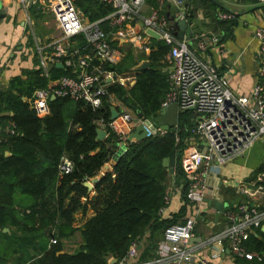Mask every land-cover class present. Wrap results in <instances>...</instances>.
Masks as SVG:
<instances>
[{
	"label": "trees",
	"instance_id": "1",
	"mask_svg": "<svg viewBox=\"0 0 264 264\" xmlns=\"http://www.w3.org/2000/svg\"><path fill=\"white\" fill-rule=\"evenodd\" d=\"M73 2L91 23L103 20L112 11L100 0ZM210 4L209 0H201L202 7L211 9ZM32 12L35 18L40 17L34 9ZM101 27L106 30L105 23ZM76 40L79 46L85 44L83 37ZM155 45L158 50L149 57L153 63L169 52L163 42ZM135 66L137 61L129 53L116 70L121 73ZM49 75L46 78L40 68L23 71L11 80L8 89H0V125L5 128L12 122L17 131V135L0 144V236L7 240V244L0 245V264H7L11 249V254L17 256V264H108L110 256L122 261L132 244L144 239L149 244L140 260L155 258L157 238L164 236L186 212L183 208L173 218L162 216L170 180L163 161L174 149L182 152V145L176 143V133L171 131L128 145L113 170L95 185V197L90 200L91 192L84 183L98 177L111 162L123 136L109 126L112 108L107 104L93 111L81 103L57 99L50 104L51 116L39 119L27 101L37 90L47 87L49 80L69 73L54 67ZM166 81L159 70L151 67L138 75L130 90L113 86L110 92L150 119L162 109L169 91ZM260 81L264 84V78ZM71 103L79 109L68 115ZM194 120V113H180L178 134L182 140L189 136ZM99 121L106 126L104 141L97 140L95 122ZM63 156L74 164L73 173L68 176L59 174ZM177 179L183 182V198L189 203L190 181L180 160L174 182L179 186L181 182ZM89 209L95 211V216L81 229L73 228L75 214ZM4 229H10L11 234H4ZM77 231L81 233L82 246L72 254L65 253V241ZM256 234L260 239L251 236L246 247L264 255V232L260 229ZM260 263L264 264V260Z\"/></svg>",
	"mask_w": 264,
	"mask_h": 264
},
{
	"label": "built area",
	"instance_id": "2",
	"mask_svg": "<svg viewBox=\"0 0 264 264\" xmlns=\"http://www.w3.org/2000/svg\"><path fill=\"white\" fill-rule=\"evenodd\" d=\"M25 7L30 0H20ZM112 11L103 20L91 23L78 10L73 0H51L49 10L53 14L62 37L53 45V52L44 53L40 45L41 67L45 77L50 78L49 66L63 63L69 75L57 80H49L47 87L37 90L29 100L30 108L39 119L51 116V98L69 99L83 104L93 111L103 108L113 86L126 90L136 84L133 73L120 75L116 67L122 62L123 55L111 46L107 34L101 29V24H107L109 29L125 27L138 28L145 35L151 30L159 35V42L169 47L166 59L169 71V91L164 107L176 104L179 113L191 112L195 120L189 134L196 140V153L188 160L183 158V169L190 175L188 201L199 212L206 204L207 192L210 189L208 178L212 172L240 157L253 147L259 138H264V85L258 83L250 96L236 97L229 89V76L220 70L200 60L188 47L187 42L179 40L169 30V21L165 14V2L156 0L158 8L150 16L142 14V6L146 0H100ZM178 3L189 0H171ZM264 5V0H258ZM186 15V14H181ZM235 14L223 12L218 15L221 22L234 21ZM149 39H153L147 35ZM78 37H83L85 44L79 46ZM260 42L261 68L259 78H264V29L259 28L255 33ZM218 39L212 43L217 44ZM200 47L205 46L200 42ZM145 50V48H143ZM119 123L126 127L130 124L144 123L152 133V137L164 136L166 131L155 127L150 119L133 118L129 113H123L109 126L124 139L133 132L128 130L123 134ZM177 145L183 144L176 131ZM17 135L15 124L9 122L3 128L0 125V144L7 137ZM178 151V150H177ZM60 176L73 173L74 164L63 156L59 164ZM249 187L240 188V192L250 201L233 210L224 211L226 225L216 235L205 239L202 243L209 249L208 257L194 254L189 247L194 239L195 219L188 218L185 223L174 225L165 233L158 246L156 257L141 261L139 243L132 244L127 256L116 264H222L215 262L224 252L223 244L228 243L230 253L236 259L247 261H263L264 255L249 251L246 243L255 230L264 227V208L255 206L252 200H257L259 194H264V173ZM169 196L165 198L169 205ZM251 202V203H250ZM53 244L56 241H52Z\"/></svg>",
	"mask_w": 264,
	"mask_h": 264
},
{
	"label": "crops",
	"instance_id": "3",
	"mask_svg": "<svg viewBox=\"0 0 264 264\" xmlns=\"http://www.w3.org/2000/svg\"><path fill=\"white\" fill-rule=\"evenodd\" d=\"M30 1V6L26 8L25 4L20 0H1L0 89L3 90L8 89L11 80L21 76L23 71H30L38 68L42 69L41 56L38 52V47L41 45L45 49L44 53L50 54L54 50V43L62 37V33L57 26L56 20L48 8L51 0ZM163 1L165 2L166 17L169 15L178 17L181 14H186L188 16L192 14L194 16L191 25L194 35L192 37H186L185 41L191 52H193L200 60L217 67L221 73L228 74L230 81L229 89L234 96L248 97L258 83L263 84L259 78L261 68V45L256 39L255 33L259 28L264 29V5H260L255 0H209L212 3L210 4L211 9H209L201 6V0H189L183 3L171 0ZM203 4L204 2H202V5ZM157 8L158 4L156 0H146L142 6V14L143 16L148 17ZM33 9L35 11L34 13L40 15V17L35 18L33 16ZM223 12L234 13L236 19L229 22L219 21L218 15ZM190 22L191 21H189V23ZM196 24L198 26H196ZM196 27L197 31L195 30ZM103 31L111 41V46L120 51L123 55L122 62L117 67H119L125 61L128 54L131 53L137 61V65L143 61H149L150 64L148 70L151 67H154L161 72V75L165 77V79H168L169 71L167 70L168 66L166 63L168 54L161 61L156 63H153L149 59L152 52L158 50L155 43L159 41L149 39L142 30L140 31L136 27L133 29L125 27L112 30L109 29L106 24V30ZM216 38L218 39L217 44L212 43L213 39ZM177 39L179 38L177 37ZM200 42H203L205 46L203 49L200 47ZM143 48H145V50H143ZM56 65L54 67H56ZM133 68L121 72L120 75L133 73L137 82V77L142 72H133ZM50 71L51 69L49 68V72ZM167 82L168 80L166 83ZM166 96L167 92L163 99L162 108ZM24 101H27V99H24ZM104 104H107V106H110L111 108H115L121 113V115L123 113H129L133 118L138 117V113H136L135 109L130 108L116 94L111 93L110 90L109 96ZM70 105L71 106H69L67 111L68 115H72L74 112L76 113L79 109L75 103H71ZM80 109L84 110L82 107ZM70 123H72V121H70ZM95 123L98 129L105 131L106 126L102 121ZM118 125H120L123 130V134L128 130H134L136 126L135 123L130 124L127 127L122 123H119ZM179 131L178 124L177 132ZM181 145V157L185 159L188 158V160L191 159L197 151L196 140L189 134ZM126 149L127 147H125L123 143L119 144V147L116 149L115 155L112 158L115 162L107 164L110 168L106 173L113 170L114 164L119 160ZM180 162L182 165V158H180ZM103 173L104 169L100 175ZM184 173L190 181V175L185 171ZM263 173L264 138H259L253 147L244 152L240 157L220 167L219 171L212 172L209 175V191H211L212 194H209L208 191L206 199L210 200V203L206 202L205 205H202L199 212L196 211L193 204L185 202L182 193L184 184L181 179H177L181 184L179 186L175 185V178L173 179L170 175L167 194L170 201L166 209L163 210L162 216L167 219L173 218L180 214L181 210L185 208V215L176 225L185 223L188 218L195 219V237L189 247L194 250V254L208 257L209 249L204 247L202 243L205 239L216 235L224 229L226 225L224 211L233 210L250 201L247 196L240 192V188L242 186L252 189V183L256 182L258 177ZM216 189H219L220 196L226 206L221 213L219 221L213 222L209 221L208 217L217 213L216 207L211 204V202L214 201L213 193ZM94 197L95 192L93 189L90 193V200ZM257 198V200H252L253 204L255 206L260 205L264 208V194H259ZM83 202H86V200ZM94 216L95 211L92 209H89L86 212L82 210L77 212L74 216L73 228L78 230L81 229ZM8 230V233H3L11 234V230ZM256 231L257 230H255L253 234L260 239L256 234ZM163 238V235L157 238L158 246ZM4 244H7V240L3 236H0V245ZM82 244L83 239L81 233L77 231L65 241V253L72 254L76 252ZM139 244V253L141 256V253L147 248L149 242L144 239ZM223 248V254L216 259L215 262H220L222 264H261V261L258 260L247 261L234 258L230 253L228 243H224ZM11 252L12 249L10 250L7 264H17V256H14ZM191 264H198V262Z\"/></svg>",
	"mask_w": 264,
	"mask_h": 264
},
{
	"label": "water",
	"instance_id": "4",
	"mask_svg": "<svg viewBox=\"0 0 264 264\" xmlns=\"http://www.w3.org/2000/svg\"><path fill=\"white\" fill-rule=\"evenodd\" d=\"M2 8L1 5V0H0V10ZM194 16L191 14L190 16L188 15H179L178 17L169 15L168 16V21H169V30L179 38V40H184L186 37H192L194 35V32L191 28L192 21H193ZM189 21H191L189 23ZM189 24V25H188ZM147 35L151 36L153 40L159 41V35L154 33L151 30L147 31ZM149 61H143L136 67H134L132 70L133 72H143L148 70L149 68ZM53 65H50L49 68L53 69ZM57 68L63 69V64L59 63L56 65ZM56 98H51V101H55ZM121 113L117 111L115 108L111 109V121H115L120 117ZM138 118L143 119V115L138 114ZM150 120L153 121V124L155 127H160L163 130L169 131L171 130L172 132L177 131V127L179 124V110L178 106L176 104L170 105L169 107H164L160 110V112L155 116L151 117ZM107 137V132L102 130V129H97V140L98 141H104L105 138ZM152 138V133L148 130L147 126L144 123H138L135 126V129L133 130L132 133H130L123 141V144L125 147H128V145L134 144V143H139L144 140ZM181 158L180 152H178L176 149L173 150L171 156L163 161V167L167 169V171L170 173L171 177L174 179L175 178V173L177 171V164ZM115 161L112 160L111 163H114ZM109 165H105L104 167V173L99 175L98 177L91 179L88 182L84 183V187L89 190V192H92L94 189V186L99 183L104 177L106 171L109 169ZM209 194H212L211 191H209ZM213 199L214 201L211 202L213 206L216 207L217 213L214 215H210L208 217L209 221L213 222H218L219 218L221 216V213L224 211L225 208V203L222 200L219 189H216L213 193ZM207 203H210V200L206 199ZM4 233H8V229L3 230ZM262 232H264V228L262 229ZM64 254V252H62ZM108 264H116L117 260L113 257L110 256L107 259Z\"/></svg>",
	"mask_w": 264,
	"mask_h": 264
},
{
	"label": "rangeland",
	"instance_id": "5",
	"mask_svg": "<svg viewBox=\"0 0 264 264\" xmlns=\"http://www.w3.org/2000/svg\"><path fill=\"white\" fill-rule=\"evenodd\" d=\"M247 1H250V0H247ZM257 3H258V0H255ZM252 8H254V7H252ZM164 10H165V8H164ZM174 11V10H173ZM167 14V13H166ZM168 17V16H167ZM196 26H198L197 24H196ZM195 30L197 31V27L195 28ZM9 124V123H8ZM119 147V146H118Z\"/></svg>",
	"mask_w": 264,
	"mask_h": 264
}]
</instances>
